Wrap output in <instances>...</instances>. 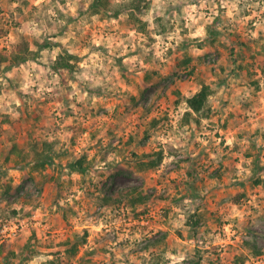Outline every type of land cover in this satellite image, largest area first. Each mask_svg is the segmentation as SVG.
Listing matches in <instances>:
<instances>
[{"label":"rangeland","instance_id":"1","mask_svg":"<svg viewBox=\"0 0 264 264\" xmlns=\"http://www.w3.org/2000/svg\"><path fill=\"white\" fill-rule=\"evenodd\" d=\"M96 2L0 0V264H264V0Z\"/></svg>","mask_w":264,"mask_h":264},{"label":"trees","instance_id":"2","mask_svg":"<svg viewBox=\"0 0 264 264\" xmlns=\"http://www.w3.org/2000/svg\"><path fill=\"white\" fill-rule=\"evenodd\" d=\"M107 0H97L96 3L93 4L92 10H94V13L100 11V7H103L104 9L107 7L106 4ZM135 3V0L126 1L122 0V5L127 8H135L137 5ZM119 11V7H115L114 11L115 14H117ZM18 48L16 49L12 61L14 64H18L29 56V54L34 53V51H31L29 47V42L22 40L17 45ZM48 45H44L43 43L38 44L39 48L45 47ZM52 68H59V67H65V68H71L73 64L70 62L69 58L67 56H64L62 54H59L58 57L54 60V63L52 64ZM211 92L210 86L208 84H203L201 88L196 91L192 96L188 97L186 99L188 107L193 112H200L205 105V102L207 100V97L209 96ZM190 113L189 111L186 112V115ZM38 143L36 142L33 146V153L35 155L36 164H39L40 166H44V164H50L53 158V147L50 142H43L41 149H38ZM90 166V161L87 160V158L83 155L82 157L76 158L74 160L69 161L68 167L72 170L78 171L80 173H84L87 169V167ZM143 197L141 195H133L129 199V203L134 204L136 202L143 201ZM72 253L75 252V249H71ZM50 264H55L53 260L49 261Z\"/></svg>","mask_w":264,"mask_h":264}]
</instances>
